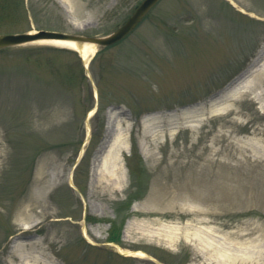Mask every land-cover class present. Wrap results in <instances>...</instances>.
Returning <instances> with one entry per match:
<instances>
[{
  "label": "rangeland",
  "instance_id": "1",
  "mask_svg": "<svg viewBox=\"0 0 264 264\" xmlns=\"http://www.w3.org/2000/svg\"><path fill=\"white\" fill-rule=\"evenodd\" d=\"M143 1L26 0L0 32L103 37ZM110 131L121 189L95 171ZM115 230L156 262L120 256ZM20 240L53 264H264V0H162L88 68L38 42L0 53V264Z\"/></svg>",
  "mask_w": 264,
  "mask_h": 264
},
{
  "label": "bare ground",
  "instance_id": "2",
  "mask_svg": "<svg viewBox=\"0 0 264 264\" xmlns=\"http://www.w3.org/2000/svg\"><path fill=\"white\" fill-rule=\"evenodd\" d=\"M57 1L61 2V0H57ZM38 43L77 52L80 58L85 63L86 67L90 65L92 58H94L98 52L97 46L91 43L80 44L70 40H39ZM93 114L94 112L91 113V116ZM109 120L111 122V118ZM149 120H152L153 122H158L161 120V117L152 116L150 117ZM128 128H130V126H128ZM107 135H108L107 140L109 147H107L105 153L97 159V167L95 171H97V173L101 177L104 176L103 178H106L107 181H109V183H112L117 188L120 187L121 189L126 181V166H125L124 155H129L130 149L124 147L125 141L123 142L121 140L120 141L117 140L114 137L115 134H113L112 131L108 132ZM50 186H51L50 184H46L45 190H48ZM23 228L28 230L31 227L24 226ZM84 233L85 235H87L85 231ZM27 247L28 245L25 244L23 240H20V242H16V245H12V252L14 251L17 252V256L20 261V264H53V260L52 262L44 260L39 255H37L38 252L37 254H33L34 252L30 253V251L34 247H36V245H30L29 249H27ZM112 247H114L118 253L125 254L127 256H134V257L138 256L141 258L148 257L142 251H130L123 249L118 245H112ZM27 259H29L28 262Z\"/></svg>",
  "mask_w": 264,
  "mask_h": 264
},
{
  "label": "water",
  "instance_id": "3",
  "mask_svg": "<svg viewBox=\"0 0 264 264\" xmlns=\"http://www.w3.org/2000/svg\"><path fill=\"white\" fill-rule=\"evenodd\" d=\"M161 1L144 0L121 27L104 37H85L47 31H41L36 34H5L0 35V51L32 42H39V40H70L80 44L91 43L95 44L98 51H100L124 41L143 23L145 18Z\"/></svg>",
  "mask_w": 264,
  "mask_h": 264
},
{
  "label": "trees",
  "instance_id": "4",
  "mask_svg": "<svg viewBox=\"0 0 264 264\" xmlns=\"http://www.w3.org/2000/svg\"><path fill=\"white\" fill-rule=\"evenodd\" d=\"M50 3H53V0H49ZM38 7L37 4L27 5L26 0H0V27L3 26L6 22H11L13 20H24L29 21L30 15H33L35 8ZM14 30H19L17 27H14ZM1 33V32H0ZM10 33V32H8ZM16 33H23V32H16ZM2 54L7 53L6 51H2ZM100 113V112H99ZM98 115V114H97ZM95 128H98L96 132L93 133V138L90 144V149H94V147L97 145L98 141L101 139L102 135V129H103V121H101L99 126H96ZM95 130V129H94ZM96 141V142H95ZM95 142V143H94ZM90 151V150H89ZM89 153L87 151L85 157L79 164V166L76 169V174L79 175L81 170L85 169L88 171V160H89ZM116 232V233H115ZM114 237L112 238V241L119 242V233L118 231H114Z\"/></svg>",
  "mask_w": 264,
  "mask_h": 264
}]
</instances>
